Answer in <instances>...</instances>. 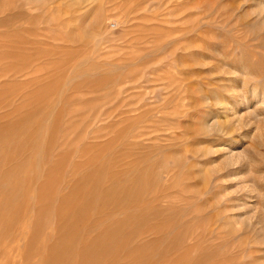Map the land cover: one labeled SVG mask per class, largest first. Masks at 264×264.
Segmentation results:
<instances>
[{
  "label": "rangeland",
  "instance_id": "374dc122",
  "mask_svg": "<svg viewBox=\"0 0 264 264\" xmlns=\"http://www.w3.org/2000/svg\"><path fill=\"white\" fill-rule=\"evenodd\" d=\"M6 130L0 264H264V0H0Z\"/></svg>",
  "mask_w": 264,
  "mask_h": 264
},
{
  "label": "bare ground",
  "instance_id": "6f19581e",
  "mask_svg": "<svg viewBox=\"0 0 264 264\" xmlns=\"http://www.w3.org/2000/svg\"><path fill=\"white\" fill-rule=\"evenodd\" d=\"M15 132V129L14 131ZM6 130L2 137H0V147L7 146L9 150L13 152L0 153V167L6 165L14 156L15 153L21 152L22 150L38 149V141H35L34 137L24 136L20 137L19 135L13 134ZM17 133V132H15ZM4 179V174L0 170V182ZM102 183V182H101ZM101 186L100 183H98ZM3 190L0 184V191ZM116 188L113 189H104L99 188L97 190H92L85 195H80L77 197L78 203L76 205V210L80 216H83L85 213H90L91 215L106 214V212H120L122 210H130L134 205L135 199L134 194L130 192H125L123 189V196L117 197ZM118 196H121L118 194ZM101 199V206L95 201V199ZM110 200V202H108ZM3 208L0 205V209ZM136 211V209H134ZM2 212V210H0ZM76 213V212H75ZM77 214V213H76ZM101 216V215H100ZM128 216L127 218H129ZM125 220H121L113 224L112 226L105 227L104 232L101 237L96 240V243L93 246H88L82 252L83 260L82 264H107L109 259L112 256V251L114 250V242L122 236V226L124 225ZM67 226L70 228L72 223ZM74 246V244H73Z\"/></svg>",
  "mask_w": 264,
  "mask_h": 264
}]
</instances>
